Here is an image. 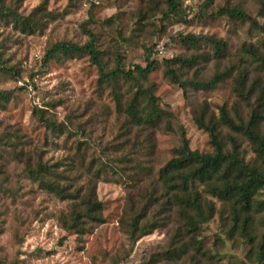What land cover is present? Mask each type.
Masks as SVG:
<instances>
[{
	"label": "rangeland",
	"instance_id": "374dc122",
	"mask_svg": "<svg viewBox=\"0 0 264 264\" xmlns=\"http://www.w3.org/2000/svg\"><path fill=\"white\" fill-rule=\"evenodd\" d=\"M166 1L0 0V92L6 93L0 98V264H195L190 256L177 260L167 254L179 228L175 217L133 244L123 222L130 190L115 182L119 175L111 170L120 171L128 155L133 159L135 141V157L154 177L175 157L182 135L192 151L212 154L209 133L196 123L200 113L206 125L219 121L222 107L235 123L248 121L264 89V0H183L179 16L165 17ZM230 10L245 17L227 14ZM87 31L95 35L108 70L117 61L131 72L135 66L144 68L148 56L156 62L147 81L134 72L133 81H119L115 91L121 110L87 56L61 54L45 60L56 43L86 44ZM187 36L220 41L224 53L217 55L209 41L183 42ZM174 58L194 59L190 68L174 66L182 81L224 78L207 89L183 90L164 74L165 62ZM243 73L246 91L254 87L246 99L236 87ZM149 89L170 117L158 128L133 130L135 141L129 142L125 109L134 95ZM41 112L64 124L65 133L49 131ZM218 131L225 150L234 137L246 161L262 166L242 135L223 125ZM260 131L264 133V121ZM75 155L83 156L86 166L94 160L110 169L96 188L103 223L83 233L64 230L59 218L69 204L32 183L19 160L30 158L33 165L42 157L55 164L79 158ZM257 199L264 200V189ZM215 203L217 210L222 208ZM255 211L253 241L237 233L228 236L230 223L219 214L200 226L201 264H264V249L258 259L264 212Z\"/></svg>",
	"mask_w": 264,
	"mask_h": 264
},
{
	"label": "trees",
	"instance_id": "16d2710c",
	"mask_svg": "<svg viewBox=\"0 0 264 264\" xmlns=\"http://www.w3.org/2000/svg\"><path fill=\"white\" fill-rule=\"evenodd\" d=\"M182 1L167 0L164 16H179ZM227 14L245 17L236 10L227 11ZM260 14L264 18V1ZM87 35L88 42L82 46L63 42L52 45L46 51L45 60L61 54L87 56L97 68L102 84L113 89L117 106L121 110V101L115 91L119 81H133L136 79L133 77V72L140 80L147 81L149 74L156 68V62L148 56L144 68L135 66L134 71L131 72L125 71L117 61L116 66L108 70L97 48L95 35L91 31H87ZM202 40L211 42L217 55L224 53L225 44L220 41L197 36H187L182 39L183 42L192 45H197ZM176 65L190 68L194 65V59L174 58L165 62V76L183 90L187 87L207 89L224 78L222 75L216 76L208 83L195 80L182 81L174 69ZM245 74L243 73L236 82L239 97L243 99H246L247 94L254 89L251 87L249 92L246 91ZM5 94L0 92V98ZM157 103L158 99L149 89L143 94L134 95L127 104L125 109L127 135L132 137L129 142L136 137L132 135L133 130L158 128L163 120L170 117L159 109ZM40 117L52 133H65L64 124H57L44 117L43 112L40 113ZM219 117L217 123L210 125H206L203 113H200L196 119L197 125L210 135L214 148L212 154L192 151L187 139L182 135L180 148L174 151L175 157L154 177L151 168L143 166L135 157L139 154V149L138 143L134 140L137 152L133 153V159H129L128 155L120 171L111 170L114 175H119L120 181L115 182H121L130 190L123 222L126 221L125 225L133 244L158 230L169 218L175 217L179 228L170 241L167 254L172 253L170 259L177 260L190 256L195 264H201L204 253L202 241L197 239L199 228L211 221L216 214H219L221 220L230 223L228 236L237 233L239 237L253 241L252 224L255 208L264 212V200L257 199V194L264 189V133L260 131V125L264 121V89L260 91L256 108L252 110L246 123H235L225 107L220 109ZM219 125L228 127L232 133L242 135L262 166L246 161L244 152L234 137H229L230 149L225 150L224 144L219 140ZM19 160L25 163V171L32 183L37 184L57 200L69 204L68 212L59 218L64 230L83 233L103 223V205L97 198L96 188L101 176L110 169L96 165L94 160L86 166L83 156L67 157L63 162L55 164L43 161L42 157L33 165L30 163V158L25 161L22 158ZM214 200L221 204V209L217 210ZM263 249L262 245L259 246V260L262 259Z\"/></svg>",
	"mask_w": 264,
	"mask_h": 264
}]
</instances>
